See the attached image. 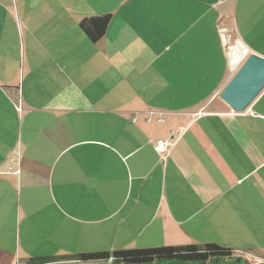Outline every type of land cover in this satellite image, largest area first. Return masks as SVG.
I'll return each mask as SVG.
<instances>
[{"label": "crops", "instance_id": "1", "mask_svg": "<svg viewBox=\"0 0 264 264\" xmlns=\"http://www.w3.org/2000/svg\"><path fill=\"white\" fill-rule=\"evenodd\" d=\"M107 15L92 43L80 23ZM253 54L264 0H0L3 170L20 150L0 264L206 244L264 260V90L235 114L221 97Z\"/></svg>", "mask_w": 264, "mask_h": 264}, {"label": "trees", "instance_id": "2", "mask_svg": "<svg viewBox=\"0 0 264 264\" xmlns=\"http://www.w3.org/2000/svg\"><path fill=\"white\" fill-rule=\"evenodd\" d=\"M111 16L83 20L79 28L92 42H99L106 34ZM248 264L236 257L232 249L216 244L203 246L158 247L121 250L110 253H92L80 256H58L34 260L28 264Z\"/></svg>", "mask_w": 264, "mask_h": 264}, {"label": "water", "instance_id": "3", "mask_svg": "<svg viewBox=\"0 0 264 264\" xmlns=\"http://www.w3.org/2000/svg\"><path fill=\"white\" fill-rule=\"evenodd\" d=\"M263 90L264 58L253 54L244 61L233 79L223 90L221 97L231 109L241 112Z\"/></svg>", "mask_w": 264, "mask_h": 264}, {"label": "built area", "instance_id": "4", "mask_svg": "<svg viewBox=\"0 0 264 264\" xmlns=\"http://www.w3.org/2000/svg\"><path fill=\"white\" fill-rule=\"evenodd\" d=\"M231 43L232 42L229 41V45H228V49H227V51L229 52V56H230V50H231V47H232L231 45H234V44H231ZM229 61H230V59H229ZM236 68H234V69H236ZM231 112L233 114L237 113V111H235L234 109H231ZM148 120L152 121V115L149 116ZM158 121L162 122L163 118L162 117L158 118ZM181 136H182V131L178 130V131H175L171 135L170 138H168L166 140H163V141H157L155 143L156 152L161 157V159L164 160L166 158V155H167L169 149H171V148L176 146V144H177V142H178V140L180 139ZM19 163H20V150H19V148H17V149H14L12 151V156L9 159V164L7 165L6 170H3L2 166H0V174H17L18 173L17 167L19 166ZM57 264H59V263H57ZM61 264H76V263H75V261H72V262L61 263Z\"/></svg>", "mask_w": 264, "mask_h": 264}, {"label": "bare ground", "instance_id": "5", "mask_svg": "<svg viewBox=\"0 0 264 264\" xmlns=\"http://www.w3.org/2000/svg\"><path fill=\"white\" fill-rule=\"evenodd\" d=\"M245 53V49L242 46L237 47L232 53L233 61L238 63Z\"/></svg>", "mask_w": 264, "mask_h": 264}, {"label": "rangeland", "instance_id": "6", "mask_svg": "<svg viewBox=\"0 0 264 264\" xmlns=\"http://www.w3.org/2000/svg\"><path fill=\"white\" fill-rule=\"evenodd\" d=\"M230 35L231 36H229V39H230V41L233 43L234 41L233 40H235V38H236V36H235V34L234 33H230ZM225 39L227 40V32L225 33ZM226 43H228L229 44V41L227 40V42ZM247 58V57H246ZM245 58V59H246ZM243 259V258H242ZM246 263H248V264H264V260H262V261H259V262H256V261H247V260H245V259H243Z\"/></svg>", "mask_w": 264, "mask_h": 264}]
</instances>
